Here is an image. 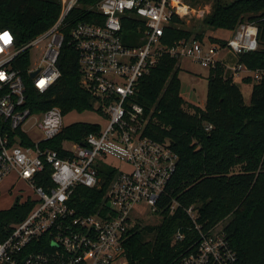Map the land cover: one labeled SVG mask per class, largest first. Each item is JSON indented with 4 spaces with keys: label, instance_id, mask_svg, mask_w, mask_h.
I'll return each instance as SVG.
<instances>
[{
    "label": "built area",
    "instance_id": "1",
    "mask_svg": "<svg viewBox=\"0 0 264 264\" xmlns=\"http://www.w3.org/2000/svg\"><path fill=\"white\" fill-rule=\"evenodd\" d=\"M60 2L56 22L27 43L18 45L10 30H0V185L14 175L35 195L25 200L32 203L28 215L0 241V264H127L124 245L137 221L148 215L161 218L164 209L172 214L177 207L174 201L163 202L178 156L168 141L144 134L148 121L134 99L139 79L162 53L190 59L206 69L221 63L234 81L249 76L257 81L264 71L220 61L221 47L216 44L190 39L171 47L162 45L174 15L181 19L202 16L185 0H100L88 9L104 16L102 24L74 25L67 19L79 0ZM124 16L145 21L142 44L124 43ZM65 29L78 55L80 85L95 99L94 106L107 124L82 144L66 141L57 150L45 143L67 126L65 114L58 107L43 111L39 103L29 101L26 78L40 95L51 90L60 77L58 60ZM257 34L255 24L242 23L227 39L226 48L236 55L255 51ZM205 128L208 131L212 126ZM29 131L40 133L41 138L31 140ZM108 156L130 169H110L104 161ZM102 171L107 175L112 171V176L100 207L94 213L79 214L74 190L101 188ZM183 211L189 226L180 227L172 236V244L183 248L173 264H234L235 253L223 226L205 230L198 223L196 206Z\"/></svg>",
    "mask_w": 264,
    "mask_h": 264
},
{
    "label": "trees",
    "instance_id": "2",
    "mask_svg": "<svg viewBox=\"0 0 264 264\" xmlns=\"http://www.w3.org/2000/svg\"><path fill=\"white\" fill-rule=\"evenodd\" d=\"M98 1L79 0L67 19L69 25L102 24L104 16L88 9ZM204 1L211 3V11L201 19L203 28L235 31L242 23L257 26V50L238 54L237 63L250 71H264V0ZM60 8V0H0V30H10L18 45L27 43L56 22ZM121 25L126 45L142 44L144 20L124 16ZM198 29L188 28L174 15L164 31L162 45L171 47L190 39L202 42L204 30ZM66 31L58 60L60 77L51 90L40 95L26 78L29 101L39 103L38 109L43 111L58 107L65 115L93 110L96 102L80 85L78 55L69 45ZM209 41L221 48L227 44L222 38L209 37ZM179 60L162 53L150 72L138 81L134 99L148 118L144 134L156 141H168L178 156L163 202L169 205L174 201L177 207L172 214L164 209L160 225L130 231L124 245L127 264H173L183 248L182 244H172V236L180 227L189 226L183 210L191 205L196 206L198 223L205 230L229 217L223 230L235 253L234 264H264V74L253 83L247 104L238 85L217 63L209 69L206 102L201 108L180 95ZM251 80L246 77L243 82ZM206 124L212 129L207 131ZM99 131L97 124L73 123L45 145L61 150L64 142L82 144L88 135ZM109 173L100 172L104 180L101 188L79 186L74 190V207L79 214L98 210L112 176V171ZM31 208L27 200L0 210V241Z\"/></svg>",
    "mask_w": 264,
    "mask_h": 264
},
{
    "label": "rangeland",
    "instance_id": "3",
    "mask_svg": "<svg viewBox=\"0 0 264 264\" xmlns=\"http://www.w3.org/2000/svg\"><path fill=\"white\" fill-rule=\"evenodd\" d=\"M190 6L197 10L199 13H202V16L196 17H184L182 20L185 23V26L188 28L197 27L198 32L200 30H204L203 41L207 44L210 43L209 37L213 38H222L229 39L234 35V31L227 30H213L207 27L203 28L201 24V19L210 13L211 11V3L204 0H185ZM217 58H224V62L229 66L237 65V55L233 52L229 51L228 48H221L218 51ZM180 64V72H179V80L181 83L180 95L192 103L194 106H198L204 108L206 102L207 95V76L209 69L201 67L199 64L192 62L190 59H181L179 60ZM226 73L228 71L226 70ZM244 75L245 73H240ZM250 77V76H249ZM252 80L250 83L246 82H238L236 84L240 88L243 99L245 103H249L250 101V93L255 80L250 77ZM243 77V81H244ZM187 102V103H188ZM148 119V118H147ZM65 125H71L77 122H85L91 124H97L102 129L107 124V120L104 116L96 110L95 106L93 110H85L83 112L72 111L65 115L64 119ZM28 136L31 140H38L41 138L40 133L36 131H29ZM104 161L108 164L110 169H115L117 171H126L129 170L130 167L126 165L124 162L108 156L104 159ZM35 199V195L32 192L31 188L26 185L21 180H18L16 176L10 175L5 178L4 182L0 185V210H5L10 208L16 201L23 202L27 198ZM229 220V217L222 220L219 224L224 226V224ZM163 216L160 218L158 216L148 215L145 216L142 220L137 221L136 227L143 228L146 226H158L162 223ZM147 239H152L151 236H147Z\"/></svg>",
    "mask_w": 264,
    "mask_h": 264
},
{
    "label": "crops",
    "instance_id": "4",
    "mask_svg": "<svg viewBox=\"0 0 264 264\" xmlns=\"http://www.w3.org/2000/svg\"><path fill=\"white\" fill-rule=\"evenodd\" d=\"M219 60H220V61H222V62H224V58H221V59H219ZM224 63H225V62H224ZM240 81H242V82H243V80H242V79H241V80H240V79L238 80V82H240ZM235 83H236V81H235ZM183 99H184V98H183ZM184 100H185V99H184ZM185 101H186V102H188L187 100H185ZM188 103H190V102H188ZM191 104H192V103H191Z\"/></svg>",
    "mask_w": 264,
    "mask_h": 264
}]
</instances>
